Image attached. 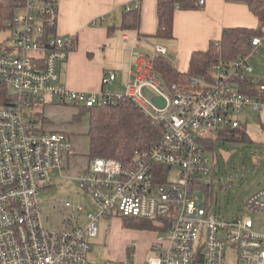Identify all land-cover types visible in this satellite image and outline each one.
Returning <instances> with one entry per match:
<instances>
[{
    "label": "built area",
    "instance_id": "obj_1",
    "mask_svg": "<svg viewBox=\"0 0 264 264\" xmlns=\"http://www.w3.org/2000/svg\"><path fill=\"white\" fill-rule=\"evenodd\" d=\"M13 1L9 26L16 28V39L0 49V93L5 99L0 104V264H90L87 255L97 222L111 215L169 222L168 235L156 238L151 246L156 254L143 264H227L228 249L235 264H264V232H254L249 217L224 221L199 207L194 195L200 177L209 171L197 136L238 127L237 115L244 109L264 108V82L254 80L249 64L253 50L264 47V26L250 39V52L213 65L208 79L186 78L188 88L163 84L153 61L165 55L164 46L132 49L133 68L123 81V94L161 125L160 138L136 150L126 163L92 158L76 181L98 214L88 213L84 225L48 229L40 217L38 191L51 184V171H62L72 142L65 132L37 127L35 118H27L30 109L52 99L87 107L105 103L114 94L107 88L116 72L103 75L99 93L67 88L60 82L59 66L74 44L71 36L55 31L57 0ZM198 3L202 6L205 0ZM144 89L150 96H144ZM153 96L161 97L164 106H156ZM64 206L73 207L70 201ZM245 206L264 213V189Z\"/></svg>",
    "mask_w": 264,
    "mask_h": 264
},
{
    "label": "rangeland",
    "instance_id": "obj_2",
    "mask_svg": "<svg viewBox=\"0 0 264 264\" xmlns=\"http://www.w3.org/2000/svg\"><path fill=\"white\" fill-rule=\"evenodd\" d=\"M202 7V6H201ZM16 39V28L0 30V44H13ZM249 64L251 76L256 82L264 81V47L253 50ZM109 89L116 95L124 93V86L110 85ZM144 96L150 92L143 90ZM48 101L46 103H49ZM56 101L52 99L54 108ZM50 104V103H49ZM42 111V105L30 109L27 118L36 119L35 125L41 127V116L54 119L51 108ZM67 132L72 137L86 128L87 115L74 123L71 107L67 106ZM53 112V111H52ZM43 113V114H42ZM56 113V112H55ZM259 111L244 109L237 115L241 124H245L248 135L246 141H214L212 149L205 150L208 162V173L200 177L194 195L198 197L199 207L213 212L224 221H231L242 216L249 217L256 233L264 232V213H254L246 209V200L254 193L264 189V124L259 119ZM59 117V116H58ZM81 143L85 146L86 139L82 135ZM69 173H71L69 171ZM72 174H61L56 168L51 171V184L38 191V209L44 226L48 229H61L65 224L84 225L87 214H98L96 204L85 194ZM175 178L174 174L170 179ZM70 201L73 207L66 208L64 203ZM82 207L78 210L77 207ZM168 231L154 232L138 228L132 217L118 215L103 216L97 222V235L91 239L92 248L87 255L90 264H125L128 260L133 264H143L146 259L156 254L151 249L158 236L165 238ZM235 255L227 250L226 263L235 264Z\"/></svg>",
    "mask_w": 264,
    "mask_h": 264
},
{
    "label": "crops",
    "instance_id": "obj_3",
    "mask_svg": "<svg viewBox=\"0 0 264 264\" xmlns=\"http://www.w3.org/2000/svg\"><path fill=\"white\" fill-rule=\"evenodd\" d=\"M158 0H57L55 31L73 38L74 46L66 62L60 64V82L69 89L88 92H101V78L109 71L116 72L113 84L122 85L132 66V49L151 50L152 45L159 44L166 49L169 58L180 71H186L191 54L206 50L211 40H218L224 28H257L258 18L242 2L227 0H205L202 7L190 10L176 9L173 15L172 36L161 38L155 36ZM138 8L140 20L137 29L120 28V10ZM109 29L113 31L109 34ZM50 103V104H49ZM46 108L54 119L45 118L41 129L45 131H62L68 134L72 142V152L65 158L61 174L65 172L76 180V176L90 163L88 156V138L86 128L72 137L67 130V106L72 115L77 108L68 104L55 103L52 100ZM44 104V105H45ZM42 105V111L45 106ZM53 111V112H52ZM56 112V113H55ZM59 116V117H58ZM259 119L264 124V108L259 111ZM74 123L73 116L72 121ZM86 139L82 146L79 136ZM69 171L71 173H69ZM52 185V184H51Z\"/></svg>",
    "mask_w": 264,
    "mask_h": 264
},
{
    "label": "trees",
    "instance_id": "obj_4",
    "mask_svg": "<svg viewBox=\"0 0 264 264\" xmlns=\"http://www.w3.org/2000/svg\"><path fill=\"white\" fill-rule=\"evenodd\" d=\"M199 0H158L157 19L158 27L155 36L170 38L172 36L173 15L176 9L190 10L200 8ZM245 3L249 10L258 18L257 28L230 27L222 30L218 40H211L209 46L203 51H194L191 54L186 71H180L165 55H157L153 64L160 74L164 85L178 84L188 88L190 84L186 78L191 76L208 79L211 68L219 62H230L239 55L252 50L250 39L260 35L264 26V0H227ZM15 2L13 0H0V30L11 28L9 24L14 15ZM140 20L138 8L120 10V28L122 30L137 29ZM113 29H109V34ZM74 44V41H73ZM3 45L0 44V49ZM259 82H264L260 80ZM3 92L0 93V104L5 102ZM66 105V104H65ZM77 108L73 121L82 116H88L86 136L88 138V156L111 157L128 162L136 150L148 148L160 138L161 125L142 110L127 96L113 94L105 103L87 107L83 105L68 104ZM45 118L41 116V122ZM67 134V133H66ZM246 141L248 135L245 124L234 128H224L217 131L204 132L197 136V142L204 150L212 149L214 141ZM138 228L154 232L166 231L169 222L162 224L154 220L132 218ZM161 222V221H160Z\"/></svg>",
    "mask_w": 264,
    "mask_h": 264
},
{
    "label": "water",
    "instance_id": "obj_5",
    "mask_svg": "<svg viewBox=\"0 0 264 264\" xmlns=\"http://www.w3.org/2000/svg\"><path fill=\"white\" fill-rule=\"evenodd\" d=\"M151 100L158 107H163L165 104V101L159 96H153Z\"/></svg>",
    "mask_w": 264,
    "mask_h": 264
}]
</instances>
